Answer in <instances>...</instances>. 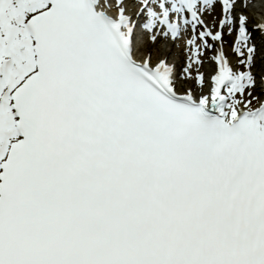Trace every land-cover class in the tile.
Segmentation results:
<instances>
[{"label":"snow or ice","instance_id":"1","mask_svg":"<svg viewBox=\"0 0 264 264\" xmlns=\"http://www.w3.org/2000/svg\"><path fill=\"white\" fill-rule=\"evenodd\" d=\"M0 264H264V0H0Z\"/></svg>","mask_w":264,"mask_h":264},{"label":"rangeland","instance_id":"2","mask_svg":"<svg viewBox=\"0 0 264 264\" xmlns=\"http://www.w3.org/2000/svg\"><path fill=\"white\" fill-rule=\"evenodd\" d=\"M254 3H256L257 5H260V3H261V0H257V1H255ZM255 18V17H254Z\"/></svg>","mask_w":264,"mask_h":264}]
</instances>
